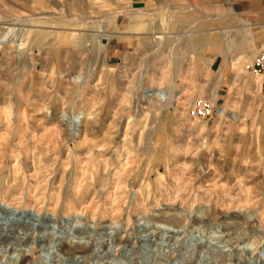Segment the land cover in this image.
I'll return each mask as SVG.
<instances>
[{"label":"rangeland","instance_id":"rangeland-1","mask_svg":"<svg viewBox=\"0 0 264 264\" xmlns=\"http://www.w3.org/2000/svg\"><path fill=\"white\" fill-rule=\"evenodd\" d=\"M175 16L170 0H0V42L17 41L0 45V199L40 214H0V264H264L258 51L230 17ZM62 112L85 113L75 134Z\"/></svg>","mask_w":264,"mask_h":264},{"label":"crops","instance_id":"crops-1","mask_svg":"<svg viewBox=\"0 0 264 264\" xmlns=\"http://www.w3.org/2000/svg\"><path fill=\"white\" fill-rule=\"evenodd\" d=\"M132 6L140 9L146 5L135 6L134 1ZM180 13L184 16L200 13L203 19L190 21L203 25L211 24V18H214L216 24H223V18L230 17L232 23L237 24L250 35L242 48L244 51L242 53L250 55L264 48V0H170V24L174 23L175 15ZM208 17L211 18L208 20ZM221 57V54H215L210 63V69L215 68V64L220 62Z\"/></svg>","mask_w":264,"mask_h":264},{"label":"bare ground","instance_id":"bare-ground-1","mask_svg":"<svg viewBox=\"0 0 264 264\" xmlns=\"http://www.w3.org/2000/svg\"><path fill=\"white\" fill-rule=\"evenodd\" d=\"M16 34V33H15ZM9 35V34H8ZM8 35H7V37L6 38H8ZM11 35V34H10ZM16 36V35H15ZM10 37V36H9ZM13 37V36H12ZM5 38V39H6ZM17 41H16V39L15 38H8V39H6V40H4L3 39V41H1L0 42V45H4V44H6V43H10V44H13V43H16ZM145 95H146V97H148L149 99H151V100H156L157 101V105L160 107V106H162V105H164V104H166L167 103V101H168V99H169V95H168V93L166 92V91H163V90H161V89H154V88H150V89H147V90H145ZM86 115H85V113H83V112H81V113H78L77 115H76V117H74V118H72V119H70L69 118V121H68V117H67V115H66V113H64V112H62V115H60L59 117H61L63 120H66V121H68V125H69V127L71 128V130H72V132H73V134H75L76 133V131H79V126H80V124H81V122H82V118H84ZM116 189V188H115ZM112 197V196H111ZM11 209V210H10ZM32 210H34V209H32V208H24V209H16V208H12L9 204H7L6 202H3L1 199H0V214H6L7 215V217L10 219L11 218V216H13V218H17V217H22L25 213L26 214H30V216L33 214L34 216H36L37 218H35V219H38L39 217H40V214H34L33 212H31ZM32 215V216H33ZM31 216V217H32ZM30 217V218H31ZM33 218V217H32ZM31 221H32V219H31ZM24 222H26L25 220H24ZM79 222H81L80 220H78V218L76 217V218H74V221L72 222V224H73V227L71 228V229H75V227L77 226V224L79 223ZM30 224V223H29ZM69 234V233H68ZM68 236H70V235H68ZM79 238V237H78ZM80 239V238H79ZM74 240V239H73ZM77 240V239H76ZM83 240V239H82ZM78 241V240H77ZM76 241V242H77ZM71 242V241H70ZM80 244V243H79ZM12 255V254H11ZM21 258H22V256L19 254V253H16V254H14L13 256H11L10 257V261L11 262H14V261H18V260H21ZM77 258V257H76ZM75 258V259H76ZM112 261H118V263L117 264H129V262L128 261H126V260H123V259H117V257H114L113 259H112ZM207 261V260H206ZM151 263H152V261H151ZM250 263H252V262H250ZM201 264H209V262L207 261V262H203V263H201ZM254 264V263H253ZM258 264V263H257Z\"/></svg>","mask_w":264,"mask_h":264},{"label":"built area","instance_id":"built-area-1","mask_svg":"<svg viewBox=\"0 0 264 264\" xmlns=\"http://www.w3.org/2000/svg\"><path fill=\"white\" fill-rule=\"evenodd\" d=\"M253 69L257 73H264V48L257 53ZM211 110L212 104L207 100L200 99L193 103L190 111L193 117L199 118L206 116Z\"/></svg>","mask_w":264,"mask_h":264}]
</instances>
